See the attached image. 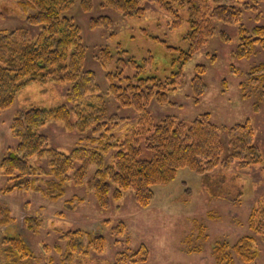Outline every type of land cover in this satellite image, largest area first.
<instances>
[{
    "label": "trees",
    "instance_id": "16d2710c",
    "mask_svg": "<svg viewBox=\"0 0 264 264\" xmlns=\"http://www.w3.org/2000/svg\"><path fill=\"white\" fill-rule=\"evenodd\" d=\"M144 1L155 3L175 16L173 25H178L181 20L179 8H188L189 29L185 35L188 48L181 50L177 69L165 77L142 75L143 64L121 46L118 50L107 46L99 48L95 58L101 65L107 66L111 62L116 65L106 74L108 92L121 106L132 107L138 112L139 124L118 137L111 129L117 127L123 118L109 112L106 94L98 83L96 72L85 65L87 46L83 29L75 19L74 7L92 11L97 4L98 9L115 8L126 16H142L146 11ZM261 1L264 0H254L250 4L241 0H21L24 9L30 7L34 10L26 15V22L41 28L36 38L31 37L25 26L0 32V109L12 105L19 91L32 80H52L64 83L68 88L66 102L53 107L32 105L16 114L11 128L17 141L8 147L0 161V175L9 178L1 191L40 190L37 184L44 167L32 159L49 156L54 178L46 180V192L49 191L53 199L63 196L64 182L70 178L71 170L75 171V182L79 184L86 179L88 168L95 165L97 170L90 185L102 207L111 203L113 184L117 186L113 192L115 199L122 197L123 190L134 188L137 202L146 207L154 199L153 186L174 180L182 167L198 172L210 194L232 202L239 201L241 192L238 189L233 192L232 186L216 173V167L230 165L234 159L242 160V166L259 164L263 160L260 147L254 143L255 132L249 120L228 126L214 121L210 112H203L190 121L173 114L156 121L150 106L152 102L161 105L174 103L171 94L186 84L183 67L201 49L211 29L215 30L214 18L224 19L222 14H234L231 21L239 24L235 57H249L258 48H264V24L257 23L249 29L241 22L244 10L256 12ZM111 20L103 14L90 17L92 26L109 24ZM127 63L137 68L134 75L124 73ZM206 70L205 64H198L190 81L197 103L209 89ZM232 72L238 74L233 65ZM240 84L245 96H255L256 103L264 97V62L253 65ZM50 120H62L68 128L83 134L90 132L84 138L89 144L77 145L69 153L50 146L48 137L40 131ZM225 130L230 140L229 150L223 157L220 133ZM111 149H114V164H107L104 157ZM33 218L28 217L29 221ZM10 220V210L0 204V227ZM35 221L38 224L40 220L36 218ZM194 222L200 231L196 239L206 240L205 226ZM249 222L256 234L264 233V199L251 210ZM121 223L114 230L117 235H122L123 225L126 226L125 222ZM61 239L67 241L64 264H75L76 253L91 249L102 251L106 246L103 234L82 228L69 230ZM1 243L9 248V256L21 258L29 254L27 247L15 239L5 237ZM255 243L252 234L241 236L234 244L224 237L215 239L212 248L216 264H233L234 254L244 262L255 260L259 254ZM194 249L202 251L203 247L197 245L191 250ZM149 252L145 244L131 254L122 251L117 264L147 262Z\"/></svg>",
    "mask_w": 264,
    "mask_h": 264
},
{
    "label": "rangeland",
    "instance_id": "374dc122",
    "mask_svg": "<svg viewBox=\"0 0 264 264\" xmlns=\"http://www.w3.org/2000/svg\"><path fill=\"white\" fill-rule=\"evenodd\" d=\"M241 1L250 4L254 0ZM143 5L146 11L142 16H126L115 8L98 9L97 4L92 11L74 7L75 19L83 29L87 46L85 65L96 72L98 83L106 94L109 112L123 118L117 127L111 129L118 137L139 124L138 112L132 107L121 106L108 92L106 74L116 65L115 62L101 65L95 58L99 48L107 46L118 50L121 46L129 51V55H134L139 64H143L140 70L142 75L159 77H165L177 69L181 50L188 48L185 39L189 29L186 6L179 8L181 20L178 25H173L175 16L159 5L147 1ZM244 11L241 22L249 29L257 23L264 24V1L258 4L256 12L249 9ZM32 12L34 10L30 7L24 9L21 0H0V32L25 26L30 30L31 37L36 38L41 27L29 24L25 19ZM100 14L108 15L111 23L92 26L90 17ZM233 16V13H226L222 14L224 19H213L215 30L211 29L201 49L183 67L186 84L180 85L171 94L174 103L161 105L152 102L150 107L156 121L168 114L190 121L203 112H210L214 121L228 126L249 120L255 132L254 143L260 147L263 160L259 164L242 166V160L234 159L230 165L216 167V173L232 186V191L237 192L238 189L241 192L240 200L232 202L210 194L198 172L182 167L174 180L153 186L155 196L148 206L143 207L137 202L134 188L123 190L122 197L115 199L113 192L117 186L113 184L111 203L108 207H102L90 185L97 170L95 165L88 168L86 179L79 184L75 182V171L71 170L70 178L64 182L63 196L53 199L49 191L46 192V180L54 178L51 176L53 172L49 156L34 157L32 161L44 167L40 173L41 181L37 184L40 190L4 193L1 190L9 178L0 175V204L11 212L9 223L0 227V264H64L67 241L61 237L76 228L103 234L106 246L102 251L91 249L76 253L75 264H117L122 251L131 254L141 244H145L150 251L147 262L120 263L216 264L213 241L224 237L234 244L246 234L255 236L258 257L244 262L234 254L233 264H264V233L256 234L249 222L251 210L264 199V97L256 103L255 96H245L240 84L253 65L264 62V48H258L249 57L234 56L239 44V24L231 21ZM198 64L206 65L205 79L209 89L197 103L190 81ZM232 65L237 68L238 74L232 72ZM136 71L137 68L129 63L124 67L125 74L134 75ZM67 88L68 85L52 80H32L19 91L12 105L0 109V161L8 147L17 141L11 128L16 114L32 105L53 107L66 102ZM40 131L48 137L50 146L67 153L77 145H88L84 138L91 134L70 129L62 120H50ZM220 140L224 157L229 150L227 130L221 131ZM113 154L114 149L105 154L107 164H114ZM28 217H34V220L29 221ZM36 218L40 220L38 224ZM194 220L205 226L208 234L206 240L196 239L200 231ZM121 222H125L126 226L123 225V234L117 235L114 230ZM5 237L19 241L27 247L29 254L21 258L9 256V248L1 243ZM197 245L202 246L203 250L192 251Z\"/></svg>",
    "mask_w": 264,
    "mask_h": 264
}]
</instances>
